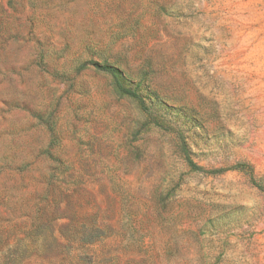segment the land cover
<instances>
[{"label":"rangeland","instance_id":"1","mask_svg":"<svg viewBox=\"0 0 264 264\" xmlns=\"http://www.w3.org/2000/svg\"><path fill=\"white\" fill-rule=\"evenodd\" d=\"M0 264H264V0H0Z\"/></svg>","mask_w":264,"mask_h":264},{"label":"trees","instance_id":"2","mask_svg":"<svg viewBox=\"0 0 264 264\" xmlns=\"http://www.w3.org/2000/svg\"><path fill=\"white\" fill-rule=\"evenodd\" d=\"M96 67L97 69H102L103 71L109 73L112 75L113 78L116 79V75L114 74V70L112 68H109V67H100L96 64ZM117 86H118V89L123 92L125 95L129 96V97H132L133 99L137 100L138 103L144 107V101L139 97V95L134 92L133 90H130V89H126V88H123L120 84L117 83ZM187 159V162L193 166L194 164L188 159ZM102 236V232L100 229L98 228H91L89 230H87V233H86V236H85V241H87L88 244H91L93 242H95L97 240V238L101 237Z\"/></svg>","mask_w":264,"mask_h":264}]
</instances>
